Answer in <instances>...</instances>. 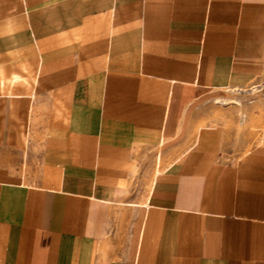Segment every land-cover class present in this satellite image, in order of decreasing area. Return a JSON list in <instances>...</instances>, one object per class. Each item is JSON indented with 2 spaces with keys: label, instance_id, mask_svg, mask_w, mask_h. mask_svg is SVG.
Returning a JSON list of instances; mask_svg holds the SVG:
<instances>
[{
  "label": "crops",
  "instance_id": "0c3cea01",
  "mask_svg": "<svg viewBox=\"0 0 264 264\" xmlns=\"http://www.w3.org/2000/svg\"><path fill=\"white\" fill-rule=\"evenodd\" d=\"M264 0H0V264H264Z\"/></svg>",
  "mask_w": 264,
  "mask_h": 264
},
{
  "label": "rangeland",
  "instance_id": "374dc122",
  "mask_svg": "<svg viewBox=\"0 0 264 264\" xmlns=\"http://www.w3.org/2000/svg\"><path fill=\"white\" fill-rule=\"evenodd\" d=\"M253 89V94H250V99L252 98H260L262 99L263 103H264V76L263 78L260 80V83L258 84V86L252 88Z\"/></svg>",
  "mask_w": 264,
  "mask_h": 264
}]
</instances>
